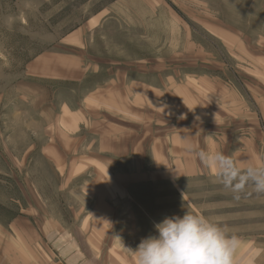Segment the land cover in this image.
<instances>
[{"label":"rangeland","instance_id":"1","mask_svg":"<svg viewBox=\"0 0 264 264\" xmlns=\"http://www.w3.org/2000/svg\"><path fill=\"white\" fill-rule=\"evenodd\" d=\"M261 174L264 0H0V264H137L186 212L264 264Z\"/></svg>","mask_w":264,"mask_h":264},{"label":"clouds","instance_id":"2","mask_svg":"<svg viewBox=\"0 0 264 264\" xmlns=\"http://www.w3.org/2000/svg\"><path fill=\"white\" fill-rule=\"evenodd\" d=\"M258 188L264 190V174ZM154 227L158 235L144 238L133 250L137 264H236L240 241L209 218L186 212Z\"/></svg>","mask_w":264,"mask_h":264},{"label":"crops","instance_id":"3","mask_svg":"<svg viewBox=\"0 0 264 264\" xmlns=\"http://www.w3.org/2000/svg\"><path fill=\"white\" fill-rule=\"evenodd\" d=\"M185 149H188V147H185ZM180 160L182 162L183 158H181ZM214 166H215V169H216L217 168L216 163L214 164ZM215 169L213 170V173H217V170H215ZM196 171H197L196 167L193 168V169L188 168V169H185L183 173H179V174H180V176H182V175L183 176H187V175L194 174ZM174 175H175V177H178V174H174ZM55 229H57L56 226L53 228L52 233L55 232ZM253 247H254V249H253ZM251 249L254 250V252L256 254L255 260L257 262L260 261L262 258H259L257 260V256H258V254H263V250L259 249L258 248V244H256L255 242H251V241L250 242L249 241L248 242L247 241L241 242L240 245H239V248H238V250L241 251V255H244L245 253H250L252 251ZM238 255H239V252L236 253V256H238ZM236 262H239V261L237 260ZM236 264H242V263H236ZM243 264H246V263H243Z\"/></svg>","mask_w":264,"mask_h":264}]
</instances>
